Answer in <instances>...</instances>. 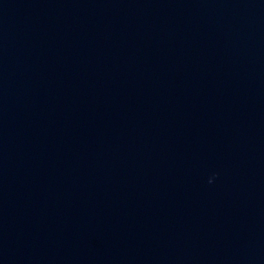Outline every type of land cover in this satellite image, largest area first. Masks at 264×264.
<instances>
[{
  "label": "water",
  "instance_id": "1",
  "mask_svg": "<svg viewBox=\"0 0 264 264\" xmlns=\"http://www.w3.org/2000/svg\"><path fill=\"white\" fill-rule=\"evenodd\" d=\"M0 264H264V0H0Z\"/></svg>",
  "mask_w": 264,
  "mask_h": 264
}]
</instances>
